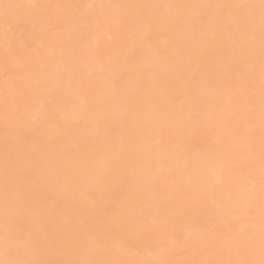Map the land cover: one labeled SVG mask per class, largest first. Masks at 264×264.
<instances>
[{
  "label": "snow or ice",
  "instance_id": "6c2138e0",
  "mask_svg": "<svg viewBox=\"0 0 264 264\" xmlns=\"http://www.w3.org/2000/svg\"><path fill=\"white\" fill-rule=\"evenodd\" d=\"M0 264H264V0H0Z\"/></svg>",
  "mask_w": 264,
  "mask_h": 264
},
{
  "label": "bare ground",
  "instance_id": "6f19581e",
  "mask_svg": "<svg viewBox=\"0 0 264 264\" xmlns=\"http://www.w3.org/2000/svg\"><path fill=\"white\" fill-rule=\"evenodd\" d=\"M100 40H101V44H102V45L107 44L106 37L101 36V37H100Z\"/></svg>",
  "mask_w": 264,
  "mask_h": 264
}]
</instances>
